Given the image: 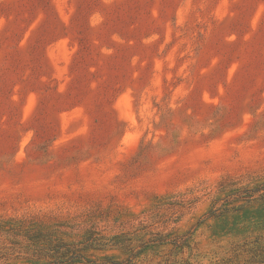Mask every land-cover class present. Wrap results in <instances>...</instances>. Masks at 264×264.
Wrapping results in <instances>:
<instances>
[{
  "label": "rangeland",
  "instance_id": "374dc122",
  "mask_svg": "<svg viewBox=\"0 0 264 264\" xmlns=\"http://www.w3.org/2000/svg\"><path fill=\"white\" fill-rule=\"evenodd\" d=\"M260 195L264 0H0V264L169 233L264 264Z\"/></svg>",
  "mask_w": 264,
  "mask_h": 264
},
{
  "label": "trees",
  "instance_id": "16d2710c",
  "mask_svg": "<svg viewBox=\"0 0 264 264\" xmlns=\"http://www.w3.org/2000/svg\"><path fill=\"white\" fill-rule=\"evenodd\" d=\"M261 186H255L251 192L255 193L260 191ZM250 195L249 197H252ZM260 199H264V195L259 196ZM258 197V198H259ZM257 198V197H256ZM254 199V198H253ZM246 201H249L247 199ZM242 207H237L235 211L241 210ZM230 211L227 209L209 210L210 218H219L226 215ZM171 233L164 235V238L157 240L156 238L148 239L139 243L138 247H130L127 243L128 240L120 239L119 235L114 236V242L111 248L117 246L118 249H126L127 256L120 258L114 255L104 254L103 256H94L90 252L102 250L104 247L97 246L96 239H90V235L86 236V240L81 242V245H75L74 243L59 241L52 247H47L46 256L50 257L48 264H142L143 261H151L149 257L160 256L162 252H165V256L158 264H192L188 258L180 255L185 252L186 247H191L190 239L192 236H187L182 239L180 236L176 238L168 239ZM181 240H179V239ZM125 240V241H123ZM100 245V244H99ZM167 246H169L167 248ZM193 248V247H192ZM162 256V255H161ZM180 256V257H179Z\"/></svg>",
  "mask_w": 264,
  "mask_h": 264
}]
</instances>
